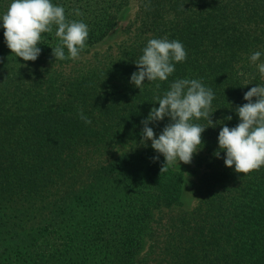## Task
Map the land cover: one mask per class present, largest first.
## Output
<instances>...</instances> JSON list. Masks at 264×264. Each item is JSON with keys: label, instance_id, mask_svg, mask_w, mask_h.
I'll use <instances>...</instances> for the list:
<instances>
[{"label": "trees", "instance_id": "obj_1", "mask_svg": "<svg viewBox=\"0 0 264 264\" xmlns=\"http://www.w3.org/2000/svg\"><path fill=\"white\" fill-rule=\"evenodd\" d=\"M141 1L137 37L118 57L99 62L98 73L46 88L39 76L28 80L26 71L55 61V30L44 34L38 59L25 62L11 55L0 26V264L134 263L152 211L178 203L181 173H160L164 160L153 162L158 154L151 147L93 165L87 156L141 139V121L159 107L155 97L183 78L201 80L215 99L212 122L196 121L207 127L200 146L209 170L202 197L191 221L177 226L171 261L264 264V166L237 174L224 165L223 152L214 156L222 126L239 123L234 109L247 103L244 93L263 84L249 56L260 51L258 63L264 62V0ZM10 2L0 0V15ZM52 2L65 8L68 19L88 25L81 53L108 36L122 5ZM165 36L182 42L187 59L167 81L145 80L140 91L130 83L138 70L134 62L148 40ZM80 110L91 125L78 118ZM168 122L149 127L161 132Z\"/></svg>", "mask_w": 264, "mask_h": 264}, {"label": "clouds", "instance_id": "obj_2", "mask_svg": "<svg viewBox=\"0 0 264 264\" xmlns=\"http://www.w3.org/2000/svg\"><path fill=\"white\" fill-rule=\"evenodd\" d=\"M75 14L83 15L78 10ZM0 22L4 29V42L11 55L25 62L38 59L41 54L38 45L42 43L44 34L54 30L57 43L51 48L55 61L76 60L87 46L88 25L68 19L65 8L52 0H11L7 10L0 15ZM187 56V50L179 40H169L166 36L150 39L142 49V55L134 62L138 70L131 74L130 83L141 91L145 80L167 81L174 73L175 65L186 61ZM261 56L260 51H255L249 60L256 65L260 78L264 80V62L258 63ZM156 87H160L159 83ZM214 99L211 88L199 79L188 78L176 79L162 96L155 97L159 107H152L141 121L140 143L147 146V141H151V148L158 154L152 158L153 162L163 156L160 173L181 162H192L203 145L202 134L207 128L196 121L203 118L212 122ZM243 99L247 103L234 109L239 123L234 127L222 126L214 156L220 158L223 152L226 167H234L237 174L247 175L264 166V85H255L244 93ZM77 116L84 124L91 125V119L82 110L77 112ZM166 117L169 122L157 136L149 124L163 121ZM225 119L230 121L232 116Z\"/></svg>", "mask_w": 264, "mask_h": 264}, {"label": "rangeland", "instance_id": "obj_3", "mask_svg": "<svg viewBox=\"0 0 264 264\" xmlns=\"http://www.w3.org/2000/svg\"><path fill=\"white\" fill-rule=\"evenodd\" d=\"M119 1L122 5L117 13L115 25L102 42L92 46L88 52L81 53L76 60L67 59L29 65L26 71L30 75L28 80L31 81L34 77L39 76L46 88L49 84L57 83V80L80 79L83 76L98 73V69L104 64L99 62L118 57L123 47L131 41H135L137 37L142 4L141 0ZM54 77H57L56 82L50 80ZM261 81L264 85V80L261 79ZM154 132L157 136L160 134L159 131ZM140 141L141 139L132 143L126 142L111 146L103 154H99L100 152L91 153L87 156V165L88 163L93 165L110 161L122 153L151 147V141H147V146L141 144ZM207 161L206 152L199 150L193 156L190 164L181 162L179 165L170 167L172 170L180 172L182 176L179 201L169 208H158L152 211V218L143 231L141 249L133 264H173L169 255L174 242L173 236H177V226H181V220L191 221L192 211L197 207L200 197H202L203 179L209 171L206 166Z\"/></svg>", "mask_w": 264, "mask_h": 264}]
</instances>
